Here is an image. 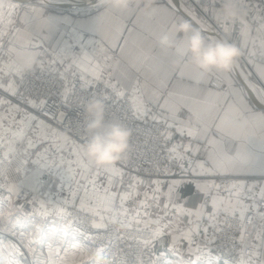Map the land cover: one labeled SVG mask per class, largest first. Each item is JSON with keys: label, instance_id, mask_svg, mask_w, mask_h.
I'll return each mask as SVG.
<instances>
[{"label": "snow or ice", "instance_id": "snow-or-ice-1", "mask_svg": "<svg viewBox=\"0 0 264 264\" xmlns=\"http://www.w3.org/2000/svg\"><path fill=\"white\" fill-rule=\"evenodd\" d=\"M194 2V0H193ZM190 2V0H167L166 5H156L153 7L149 18L153 21V27L146 28L143 36V41L147 44L151 41L153 33L157 30H165L169 26V14L183 16L189 19L196 26H200L202 23L206 25L205 32L209 37L224 36L234 42H236L247 54L248 63L252 64L256 68L258 76V82H253L250 73H243L246 77L244 87L251 90L255 94V100L261 106V110L253 105L245 95L243 89H241L237 82L233 79L232 73L240 68V62L232 73L229 74H202L196 73L189 75L182 71H176L170 69L173 74H178L181 79H189L194 81L198 86L193 95L180 97L175 110L172 111L167 107L168 100L173 96V93L169 92L166 97H161L160 94L152 92L151 97L145 99L147 92V85L142 86L139 79H137L131 86V91L127 86L120 83L119 80L116 83L112 82L111 73H109L108 79H104L105 67L99 62L91 66L88 71L92 80L85 79L83 76L81 79L83 83L81 88H87L93 81L102 82L104 84L105 91L103 93L97 89L96 93L92 95H102L106 98V102H110L115 96L118 99L129 97L132 102L133 118L140 119L147 117L151 111L148 107V103H156L162 111H172L173 120L176 113L181 109H186L188 112V118L186 121H181L179 124L171 122L167 117H158L152 115L151 119L163 125V128L158 130V140L167 142L172 139L171 129L176 128V131L181 136L187 135L190 139L185 145H173L171 148H167V157L169 161H183L186 159V153L192 152L193 155L200 152L199 144L193 145V141L203 140L206 147V155L203 160L196 161V167L201 170H206L208 174H215L216 171H225L231 169L233 171L258 168L259 175L264 177V47L257 44L258 40L264 41V7L256 5V12L252 15L251 21L247 18L239 22V29H237V23L218 25L209 15L210 5L204 4L203 0L199 2ZM217 5L212 4L211 7ZM15 7L13 11L8 14V22H12V16L15 15ZM249 7L253 8V5L249 3ZM33 12L37 11L32 9ZM111 12V11H105ZM163 13V16H156V13ZM27 13H25V18ZM102 17H99L101 19ZM212 20L213 23L209 24L208 21ZM3 22V18L0 17V23ZM253 25H255V33L253 36ZM28 41L32 47H39V45L32 43V37L35 35L31 31H27ZM4 32L0 30V39L3 38ZM15 43V39L13 44ZM251 45V47H249ZM103 51V49H101ZM150 51L155 52V48H150ZM11 48L9 49V54ZM39 53V52H38ZM40 54V53H39ZM259 56L260 62L257 63L254 59ZM149 57L144 56L147 60ZM111 59V57H105V60ZM63 59L60 63L63 64ZM54 64L56 61H51ZM75 63V61L73 62ZM118 63V62H117ZM79 66V65H77ZM72 65H69L64 73H60V79L65 81L62 85L63 91L60 92L61 103L65 109H72V114L67 111L60 112L58 115L52 113V119L56 124L66 131H61L60 127L53 128L51 124L44 120L38 119V117L32 115L29 112H24L19 120L16 119L12 113H20L21 110L18 105H13L11 101L0 97V150L3 149V133L10 132L14 140L19 141L22 144H26L23 149V155L28 157L30 150L35 148L38 143H42L45 140H51L52 143L57 145V150L60 152H67L70 157L68 161L69 165H75V168H69V172L73 174V178L78 173L82 180H87L93 186L95 195H89L87 188H85L84 196L79 197V204L76 205L78 193L73 191L71 193V200H64L63 205L71 204L76 207L77 211L84 213L85 217L89 218V225L93 229H106L109 224L119 223L123 228H131L132 222L135 221L137 225L142 223L139 219V212L135 216L129 217L127 220H118L113 214L116 211V200L119 198L121 209V215L128 217L129 210L125 207V203L132 199L134 196L139 195L136 191L137 184H143V180H138L133 177V183L128 185V190L124 192L113 191L114 187H119L123 183L124 171L122 168L113 165L109 168H95L89 165L80 155L78 150V144L84 140L83 129L80 125V116L77 113L80 112V101L84 98L80 93L76 92L74 87H70L67 83L66 73L71 69ZM7 74L19 76L21 82L25 80V73H20L14 69V66L9 63L7 65ZM4 67H0V73H3ZM41 72H44L45 64L41 61ZM242 71V70H241ZM48 85L43 86H25V93L19 92V86L15 81H10L5 91H9L13 96H20L32 109L43 112L48 104V92L51 91V87L55 86V81H50ZM0 88H4L2 78H0ZM111 92H108V90ZM163 98L164 103L160 104V99ZM193 105H205L206 110L204 112L197 111ZM5 106L7 108L5 109ZM119 115L117 113H113ZM47 116L48 113L44 112ZM11 116V122L18 124L20 127L17 131H12L11 128H5V121ZM123 120H127L126 115H119ZM28 131L32 132V136L28 135ZM11 143V142H10ZM231 144L232 147L227 145ZM183 147L184 153H179L178 148ZM49 151L48 148L43 149V153L37 152V159L32 163L37 165L35 171L30 176L25 177V181L5 185L0 182V191L6 189L8 196L6 203L9 205L7 216L0 211V231L5 230V220H7V230L10 234L17 236L24 247H26L29 253L36 255V249L42 246L45 242V228L43 223H34L31 233H16L14 228L16 224H19L21 217H27L29 214L24 212L23 205L16 207L13 196H20L21 194H27V191H39V185L41 183L40 177L42 173L47 169L51 171L55 165H49L43 163V154ZM11 155V149L7 153H4L6 159ZM61 161L64 157H60ZM3 160H0L2 163ZM28 159L25 158L19 161L17 171L24 168ZM161 161L157 159L154 161V166L159 171ZM189 164H192V160H188ZM206 166H208L206 168ZM181 169L184 168L183 163L180 164ZM165 171L167 168L165 167ZM104 176L106 178L107 187L103 189V195L99 194V188L97 187V180ZM63 180V174H61ZM156 184L153 196L151 199L159 201L160 192L159 181H153ZM179 182L173 181L169 184V191L165 195L168 197V202L164 204V209L167 210L169 205L176 210L178 214L187 215L189 217L195 216L196 220H189L190 227L187 232H183L180 235H176L174 232L169 233L171 235L170 250L176 253L177 245L181 239L187 240L188 252L190 258L185 260L181 253H177L180 258L176 264H220V255H213L210 245L216 239V233H225L226 228H231V220L238 216L239 218V242L244 245L246 249L242 250L240 258L236 261V264H264V182L257 185L256 183L245 184L244 182H233L229 188V197L227 199L219 196L212 197V211L206 213V203L201 204L198 209L193 212L190 209H184L182 205L172 203L171 197ZM198 189L204 191L205 188H219V185L215 183L206 184L204 186L197 185ZM259 187V191L256 196L252 197L253 202L245 205L240 199L241 192L244 188H247L249 192ZM239 189L237 191H234ZM205 196L208 192H204ZM145 200L139 201L140 206H144L149 199L148 194L145 193ZM258 197V199H257ZM3 199V197H0ZM33 204L34 209L30 214L32 216L39 215L41 219H46L50 215H56L64 220L63 227L51 228L49 231H59L63 235L60 239L51 240L47 243V256L44 259L36 258L33 264H85L83 256L85 254H93L98 257V260L104 261V264H169L167 261H162L163 254H157L155 250V243L162 240L166 230L169 228V223H163L164 217L158 216L155 220H149L144 223L145 229H148L150 225H155L149 231L147 236L128 237L137 245V248L132 254V259L129 260L130 253L124 251L118 245L112 244L111 240L107 246L88 248L80 244H71L70 247H64V243L68 236L72 232H79V229L73 227L74 220L71 219L72 213L68 211L67 207H56L49 209L45 206V203L38 198L33 197L30 201ZM39 204L37 208L36 205ZM159 206V205H158ZM251 213V215H249ZM167 215V212H165ZM207 216L209 226L213 230L212 236L208 235V227L203 229L205 237L203 246L196 244L193 239L194 235L200 230V221ZM223 216V220L220 217ZM258 218L260 221L259 228L252 235L248 232V225L253 224V220ZM141 231V229H137ZM86 235V234H85ZM87 239L93 240L91 236H86ZM118 239H124L118 237ZM26 241V243H24ZM195 245V247H193ZM132 247L131 244L128 246ZM8 250L9 256L4 258L5 250ZM63 252V255L61 253ZM23 253L20 250V245L12 242L0 240V264H22L21 257ZM43 255V253H41ZM77 255L80 257V261H77ZM110 257V259H109ZM223 264H230L228 260H224Z\"/></svg>", "mask_w": 264, "mask_h": 264}, {"label": "crops", "instance_id": "crops-1", "mask_svg": "<svg viewBox=\"0 0 264 264\" xmlns=\"http://www.w3.org/2000/svg\"><path fill=\"white\" fill-rule=\"evenodd\" d=\"M84 1L85 0H71L70 4H78ZM196 1L199 2V0ZM92 2H94L95 4L92 5L93 9L91 8L92 10L90 12H88L86 15H78V17L85 16L84 21L82 20L81 22V25L83 27H80V30H78L79 25L76 26L77 18L73 16L74 14L60 16L59 19H57V46L60 44L62 38V25L65 21L64 19L62 20V18L68 17L69 23L71 25L70 29L74 30L75 37L79 36L78 32L86 35V41H76V45H78V48L80 50L85 48L90 54L99 59L104 65H108V63L113 60L115 66L113 72L111 73L113 83H116V81L119 80L122 85L128 87L130 92L132 84L137 79H139L142 86H144L145 84L147 85V92L145 96L146 100L151 97L153 91L160 94L161 97H166L168 93L171 92L173 93V96L169 98L167 107L172 111L175 110L180 97L193 95L197 87H203L202 85H196L192 80L181 79L178 74H173L170 72L167 56L160 53L158 49L155 48V37L158 34L159 30L153 33L154 38L151 41H149L147 44L144 43L142 38L145 34V29L153 27V21L149 18V16H141L137 13H106L101 8L96 6V0H93ZM203 3L209 5V0H203ZM166 4L167 0H158L157 5ZM155 15L159 17L163 16L164 14L158 12ZM12 17H14V15ZM99 17L102 18L99 19ZM247 19L251 21L250 15L247 17ZM8 20L9 18H7V20L0 25V30L4 32L3 36H5L6 40L8 41L6 50L3 55L6 64L10 59V47H8V45H11L14 41V37L17 36V33L15 32L17 29H13V31H11L10 23L8 22ZM74 21L75 24H73ZM72 27H75V29H73ZM237 29H239V23H237ZM252 34L253 36L256 35L254 26ZM21 38L22 39H20L18 42L23 43L24 41L28 40L27 35L25 36V38L23 36ZM152 47L155 48V52L150 51V48ZM249 47H251V45H249ZM101 49H103V51H101ZM145 55L149 57L147 60L144 59ZM105 57H111V59L105 60ZM254 59L257 63L260 62L259 56L255 57ZM240 65L241 67L237 68L236 71L232 73L233 79L237 82V85L241 89H243L244 95L252 101L257 110H261V106L255 100V94L251 90L244 87L243 81H245L246 77L243 75V73H250L253 82H258L256 68L252 64L248 63V57L246 53L241 58ZM10 81H12V79H10L9 82ZM159 103H164L163 98L160 99ZM148 107L151 109L149 115L167 117L171 122H174L176 124H179L181 121H186L188 118V112L186 109H181L178 113H176L175 119L173 120L172 111H162L156 103H148ZM193 107L200 112H204L206 110L205 105H193ZM24 112L25 111H21V113H19L17 120L21 118ZM38 119L42 120L39 117ZM13 126L14 124H10V121L6 122L5 124L6 129L13 128ZM12 131H14V129ZM173 132L175 134V138H177V141L180 142L181 145H185L189 142L190 138L187 135L181 136L180 133L176 131V128H173ZM28 135L31 137L32 132L28 131ZM3 139H5V141L7 142H14L12 141L14 140V138L12 137L10 132H4ZM196 144H199L201 150L199 153L195 154L196 160L191 177L172 178L163 183L164 185L159 187L160 192L157 193V195H159L158 202L154 199H151V197H149V193H147L149 197V199H147V202H149V206H152L149 208L152 212L155 211V216L151 220H155L158 216H163V223L170 224L169 228L166 230L168 231V234L164 238L166 248L163 252H157L158 255L162 253V261H167L169 262V264H176L177 260L180 258L177 253H181L185 260L190 258L187 240H180L179 244L177 245L176 253L170 250L171 235H169V233L174 232L176 235H180V233L187 232L190 228L189 227L187 229L189 220H196L195 216L189 217L187 215L178 214L176 210L171 207V204L169 205L167 210L164 209V204L168 202V197L165 194L168 193L169 184L171 182H179L172 194V203L180 204L184 209H190L193 210V212H195V210L198 209L202 204V197L204 195V192H207L211 189L205 188L204 191H201L200 189H198L197 185L199 184L201 186H204L206 184H210L212 183L211 180L216 176L249 177L253 179V183H256L257 185L264 182V177L259 175L258 168L238 171L228 169L225 171H216L215 174H208L206 170L199 169L198 167H196V161L203 160L205 158V150L207 145L203 140L193 141V145L195 146ZM7 146H9L10 148L13 147L12 145ZM25 146L26 144H24V147ZM227 146L232 147L231 144ZM44 148H48L49 151L46 154H43V163L55 165V167L51 171L46 169L41 175H45L46 181L45 184L39 188L38 199L44 202L46 207H48L49 209H54L60 206L64 207L65 205H63L62 202L66 199L71 200V193L73 191L78 193L77 199L75 201L76 204H79V197L84 196L85 188H87L89 195L96 194L93 191L92 184L87 180H82L78 173L75 175V178H73V174L68 170L70 167L75 168L76 166L74 164L69 165L68 161L74 158L70 157L67 152L58 151L57 145L52 143L51 140H45L42 143H38L35 148L30 150V154L27 157L29 161L26 167L27 170L24 171V181L26 176H30L31 173L36 170L37 165L33 164L32 161L37 159V152L43 153ZM61 156L64 157L63 161H61L60 159ZM207 167L208 166H206V168ZM61 174H63V180L61 179ZM99 180L100 184H97V187L99 188V194L103 195V189L104 187H107L106 178L104 176H101L97 181ZM155 185L156 184H154V187H156ZM79 188L81 189L80 194L78 190ZM258 191L259 187L253 189L251 191L252 197L256 196ZM229 194V192H216L213 194V196H219L221 198L227 199L229 197ZM240 199L245 205L251 204L253 202L252 198L246 200L244 197L240 196ZM1 203V207H3V209H0V211H2L6 217L9 210V205L6 203V201ZM14 203L16 207L23 205L24 212L29 214L27 217H21L19 224L15 225V232H24L26 234L31 233L34 223H43L46 233L45 242L42 246L37 247L36 255L34 256L32 253H29L28 249L24 247L23 243H21L17 236L10 234V232L7 230V220H5V230L1 231L4 233V235L0 236V240L5 241V243L12 242L20 245V250L23 253L22 257L20 258L22 264H33L34 259H36L37 257L40 259H44L47 256V243L51 242V240L60 239L62 237L63 234L59 231H49V229L53 227L57 229L61 228L62 219L56 215H50L46 219L42 220L39 215H30L34 209V206L32 203H30V201L23 204H19L16 202ZM211 203L212 199L209 205L206 206L204 210L206 213H210L212 211ZM36 207L38 208L39 204H37ZM165 212H167V215H165ZM118 213L119 215H121L120 208L117 209L113 214L117 217ZM222 217L223 216H221L220 219ZM202 221H205L208 224L207 216H205ZM204 237L205 234L203 233L202 238L200 239L201 246H203ZM24 243H26V241ZM71 244H79V242L77 239L68 236L67 240L64 243V247H70ZM41 253H43V255H41ZM212 253L215 256V253L213 251ZM8 256L9 252L6 249L4 258L7 259ZM85 264H99V260H88ZM220 264H223V260L221 259Z\"/></svg>", "mask_w": 264, "mask_h": 264}, {"label": "built area", "instance_id": "built-area-1", "mask_svg": "<svg viewBox=\"0 0 264 264\" xmlns=\"http://www.w3.org/2000/svg\"><path fill=\"white\" fill-rule=\"evenodd\" d=\"M193 2V0H190ZM194 2H196L194 0ZM193 2V6H194ZM249 3L253 5L252 12H250V17L256 12V5H260L264 7V0H249ZM210 4V0H209ZM209 24H212L213 21L209 20ZM255 27V25H253ZM78 59V58H77ZM75 61L74 65L77 67L78 75H74L71 84L69 85V81L67 83L70 87H74L75 91L80 93L84 98L92 96V93H96L97 89L100 90L101 93L105 91L104 84L102 82L93 81L91 85L87 88H81V82L83 80L81 77L83 76L85 79L92 80L88 71L85 69H90L92 65L99 62L102 66L105 67L104 79H108L109 73L113 72L114 62L113 60L108 63V65H104L101 63L99 59L94 57L90 54L86 49L80 53L79 59ZM79 65V66H77ZM40 69V68H39ZM45 71L41 72H29L25 73V80L22 83L20 77H18L17 84L19 86V92L25 93V86H43L48 85L50 81H55V86L51 87V91L48 92V104L47 107L44 109L43 112L38 111L36 109H32L27 103L20 97V96H13L11 95V100L21 107L29 108L32 112L36 113L40 118L44 119L45 121L55 125L57 128L60 127L56 124V122L51 118L52 113H56L57 115L60 112L67 111L70 116L72 114V109H65V107L61 103V96L60 92L63 91L62 85L65 81L60 79V74L53 72L50 67H45ZM79 77V78H78ZM80 84H79V83ZM108 92H111L109 89ZM108 111L110 113H117L119 115H126L127 120L124 121L127 125L134 129V136H133V149L130 154L129 159L126 162L117 163L116 166L122 168L123 171H127L129 173L148 177V178H155L157 180L160 179H169L173 177H190L192 174V170L195 165L196 157L193 155L192 152L186 153V159L183 161H169L166 159L168 153L167 148H171L175 144V141L172 139L167 142L165 147V142L162 140H158V130L163 128L161 123H158L153 120H145V119H134L133 118V110H132V103L129 97H125L123 99H118L113 96L112 100L107 103ZM44 112H47L48 115L45 116ZM79 113H77L78 115ZM119 115H116L119 117ZM61 131H66V129L60 127ZM8 148L3 146V149L0 150V160H3L0 163V182L4 183L5 185L12 183L18 184L24 181L22 175V169L18 172L17 167L20 160H23L21 154L18 150L11 151V155L8 156L6 159L4 158V153L8 152ZM184 153V152H183ZM159 159L161 161L159 171L154 166V161ZM192 160V164L188 163V160ZM183 163L184 168L181 169L180 164ZM165 167L167 171H165ZM41 183L44 184V178L40 179ZM253 179L244 176H216L213 179V183L219 185V188H212V190L208 191V195L203 196L202 204L208 206L213 194L216 192L220 193H228L229 188L233 182H244L245 184H252ZM239 190V189H236ZM234 190V191H236ZM8 193L5 190L0 191V202L6 201ZM39 191H31L30 189L27 191V194H21L20 196H13V201L19 204L27 203L33 200V197L38 198ZM241 196L244 197L246 200L252 198L251 192L248 191L247 188H244L241 192ZM68 211L71 212L73 215L71 217L74 220L73 227L75 229H79V232H74V234L82 235L87 243V246H94V247H102L107 246L109 241L111 240L112 244L118 245L120 248L124 249L127 253H130L129 260L132 259V254H134L137 245L134 241L129 240L128 237L135 236H147L149 231L152 227L148 229H141V231H137L135 228H123L117 224H109L106 229H93L89 225V218L85 217L84 213H80L77 211L76 207L69 206L67 207ZM251 215V213H249ZM223 220V217L221 218ZM232 227L226 228L225 233H216V239L210 245L212 251L215 255H220L221 260H228L230 264H236V261L240 258L242 250L245 251V258H246V249L244 245H241L239 242V235L240 231L238 225L240 223L238 216L231 221ZM200 223V230L197 234L194 235L193 239L195 240L196 244H200V239L204 233L203 229L208 227L209 236H212L213 230L207 224V222H199ZM260 221L258 218L253 220L252 225H248V232L252 235L255 234V231L259 228ZM188 227H194V225H188ZM86 234V235H85ZM181 234V233H180ZM86 236H91L94 239L90 240L87 239ZM118 237H123L124 239H118ZM126 242H130L132 245L129 248L128 244L125 245ZM159 247L155 246V250L157 253V248L160 250H164L165 245L161 241H157L155 243ZM195 247V245H193ZM90 248V247H88ZM63 255V252L61 253ZM79 256H77V259ZM110 259V257H109ZM88 260H85V263ZM99 264H104V261L99 260Z\"/></svg>", "mask_w": 264, "mask_h": 264}, {"label": "clouds", "instance_id": "clouds-1", "mask_svg": "<svg viewBox=\"0 0 264 264\" xmlns=\"http://www.w3.org/2000/svg\"><path fill=\"white\" fill-rule=\"evenodd\" d=\"M158 0H96L103 11L149 16ZM212 4L217 5L211 7ZM209 15L218 25L239 23L245 20L252 8L249 0H210ZM18 8L16 0H0V17L6 18ZM169 26L155 37V48L168 58L169 68L189 75L232 73L245 55L234 41L224 37H209L205 24L194 25L189 19L169 14ZM257 44L264 47V41ZM40 54L33 50L30 42H15L11 47L9 63L20 73H29L41 65ZM80 125L84 140L78 144L82 158L92 167L109 168L126 162L133 149L134 129L120 117L108 111L106 98L92 95L80 101ZM98 259L85 254L83 260ZM80 261V257L77 259Z\"/></svg>", "mask_w": 264, "mask_h": 264}, {"label": "rangeland", "instance_id": "rangeland-1", "mask_svg": "<svg viewBox=\"0 0 264 264\" xmlns=\"http://www.w3.org/2000/svg\"><path fill=\"white\" fill-rule=\"evenodd\" d=\"M196 1V0H195ZM18 8L15 12L14 17H12V22L10 23V30L13 31V29H17L15 32L17 33L14 37L15 42H18L21 37L27 35V31L33 32L35 35L32 37V43L39 45V47H32L33 50L37 51L40 53V58L41 60L44 61L45 67H50V69L53 72L56 73H64L65 69L69 66L72 65L71 69L66 73V78L69 81V85L71 84L72 79L74 78L73 76L76 74L78 75L77 67L74 65V61L80 57V53L85 50L79 49L78 45H76V41H86V35L79 33L78 37H75L74 30L70 29L71 25L69 23V18H62L64 19V23L62 25V38L60 44L57 46V19H59L60 16L64 15H69V14H74L73 16L77 21V25H79L78 30H80V27H83L81 25L82 20L84 21L85 16H80L78 15H86L88 12H90L92 9L85 10L83 8L79 7L78 4H61V3H53V2H42V0H24V1H18L16 0ZM197 2V1H196ZM32 9H36L37 11L33 12ZM25 13H27V17L25 18ZM8 16L6 18H3V22L6 21ZM0 23V25L2 24ZM75 24V21L73 22ZM75 29V27H72ZM77 35V34H76ZM13 39V40H14ZM8 44V41L6 40L5 36H3L2 39H0V67H4L6 65L4 61V52L6 50V46ZM13 45V43L11 44ZM11 45H8V47H12ZM63 59V64L60 63V60ZM77 59V60H78ZM114 59V58H113ZM51 61H56V63L52 64L50 63ZM115 67V66H114ZM40 69L36 68L34 72H38ZM114 70V68H113ZM12 76V77H10ZM18 77L16 75H8L7 74V68H5L3 73H0V78H2V83L4 85V88H0V97L5 98L6 100L11 101L13 105H16L12 100H11V93L9 91H5V89L8 87L9 80L12 79V81H15L17 84ZM79 78V77H78ZM79 83V82H78ZM83 82H81L80 85H82ZM131 101V100H130ZM132 103V102H131ZM19 106V105H18ZM7 106H5V109ZM21 111H26V112H31L32 114L36 115L39 117L36 113L32 112L29 108L21 107L19 106ZM21 113V112H20ZM18 119L19 113H12ZM158 116V115H156ZM160 117V116H158ZM163 117V116H162ZM40 118V117H39ZM42 119V118H41ZM142 119L145 120H152L151 115L147 117H142ZM44 120V119H42ZM10 121V124H14L12 130L17 131V129L20 127L18 124L12 123L11 122V116L9 117V120L5 121L6 122ZM45 121V120H44ZM47 122V121H46ZM49 123V122H47ZM51 124V123H49ZM53 127L57 128L55 125L51 124ZM172 135H173V140L175 141L176 145H181L180 142L177 141V138H175V134L173 132V129H171ZM14 141L13 143L5 141L3 139V145L7 147L8 149H11V151L18 150L19 153L21 154L22 158L25 159L23 155V149H24V144L20 143L17 140H12ZM7 143V144H6ZM16 143V144H15ZM15 144V145H14ZM7 145H12L13 147L10 148ZM182 147L178 148L179 153H183L184 149L182 150ZM9 151V150H8ZM28 165V163H27ZM27 165L22 169V175L24 179V171L27 170ZM133 177L137 178L138 180H143V184H137L136 186V191L139 193V195L134 196L132 199H129L125 203V207L129 210L128 212V217L119 215L117 216L118 220H127L129 217L135 216L137 212H139V219L143 222L149 221L153 219L155 216V211L152 212L149 207V202L146 203L144 206L139 205V201L145 200V193H149V197L153 196L154 189V184L152 183L153 181H159V187L164 185L163 183L167 182L168 180L172 178H167L165 180L160 179L157 180L155 178H148V177H143L139 175H135L132 173H129L127 171H124V176H123V183L119 185V187H114L112 190L113 191H119V192H124L128 190V185L130 183H133ZM191 177V176H190ZM41 178H44V181H46V177L41 176ZM173 178H185V177H173ZM188 178V177H186ZM213 183V179L211 180ZM45 184V183H44ZM43 184V185H44ZM97 184H100V180L97 181ZM42 184L39 185V188L43 186ZM156 186V185H155ZM79 194L81 193V189L79 188ZM212 190V188L210 189ZM209 190V191H210ZM208 192V191H207ZM204 196V195H203ZM39 197V196H38ZM203 198V197H202ZM148 201V200H147ZM1 203V202H0ZM2 204V203H1ZM0 204V209H3L1 207L2 205ZM119 198L116 200V210L119 209ZM78 205V204H76ZM72 206L71 204L65 205L64 207H69ZM5 215V214H4ZM140 223L137 225L135 221L132 222V227L135 229H145L144 223ZM203 222V221H200ZM117 225H120L119 223H115ZM64 225V220L61 221V226L63 227ZM190 225V224H189ZM121 226V225H120ZM154 226L155 225H150ZM149 226V228H150ZM187 225V229H188ZM185 231V230H184ZM168 234V231L165 232V235L163 236L162 240H160L162 243H164L165 248L166 244L164 241L165 236ZM4 233L0 231V236H3ZM71 238L77 239L79 244L82 246L90 247L93 248L94 246H87V241L82 235L74 234V232L70 233L69 235ZM129 245L130 242H126L125 245ZM155 246L159 247L158 245L155 244ZM164 248V250H165ZM164 250H160L157 248V252H163ZM126 252V251H125ZM79 256V255H77Z\"/></svg>", "mask_w": 264, "mask_h": 264}, {"label": "bare ground", "instance_id": "bare-ground-1", "mask_svg": "<svg viewBox=\"0 0 264 264\" xmlns=\"http://www.w3.org/2000/svg\"><path fill=\"white\" fill-rule=\"evenodd\" d=\"M23 1V0H22ZM75 1V0H74ZM77 1H80V0H77ZM85 1H90V0H85ZM93 1V0H92ZM42 2H53V3H61V4H70L71 0H42ZM95 2V1H94ZM79 6H81V8L83 9H87L89 10V5L86 4V3H83V2H80L79 3Z\"/></svg>", "mask_w": 264, "mask_h": 264}, {"label": "water", "instance_id": "water-1", "mask_svg": "<svg viewBox=\"0 0 264 264\" xmlns=\"http://www.w3.org/2000/svg\"><path fill=\"white\" fill-rule=\"evenodd\" d=\"M83 3H86L89 5V9H91L92 5H94L95 3L92 1H84ZM81 8V6H79Z\"/></svg>", "mask_w": 264, "mask_h": 264}]
</instances>
